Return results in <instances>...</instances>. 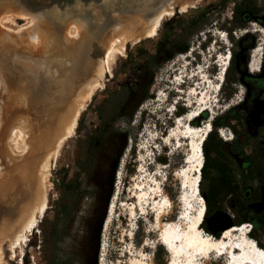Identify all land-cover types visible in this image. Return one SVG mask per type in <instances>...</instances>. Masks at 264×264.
<instances>
[{
    "label": "rangeland",
    "instance_id": "rangeland-1",
    "mask_svg": "<svg viewBox=\"0 0 264 264\" xmlns=\"http://www.w3.org/2000/svg\"><path fill=\"white\" fill-rule=\"evenodd\" d=\"M218 1L226 2L225 7H232L234 3L241 0H193L191 5L197 9L188 10L192 11V14H197L203 7L213 5ZM242 4L252 7L254 13L264 14V0H244ZM0 7H4L0 8V18L6 14L26 12L10 0H0ZM9 7L11 8L9 9ZM229 9L224 11L227 16L231 14ZM177 16L180 19L178 22L175 20V24L179 25L173 30L175 41L183 29L181 25L186 23V13ZM174 17L176 15L173 14L171 18L165 17L164 19L174 20ZM164 19L154 38H140L137 43L128 42L125 44L124 54L117 56L111 63V75L105 78L106 82L103 83L102 89L94 93L80 113L73 137L63 143L50 173L47 210L34 229L32 237H29L31 242L25 249L26 252H29L25 256L28 263L131 264V259L136 257L143 260L144 264L167 263V254L164 248L159 246L156 238L155 221L159 213L165 212L168 220H174L178 218V213L182 214L184 211L182 205H179L181 202L179 193L183 192L180 188L181 178L179 177L177 180L174 173L185 166L183 159L187 152L182 149L185 147L184 140L182 148L177 150L175 145L177 143L168 145L163 136L171 133L169 129L174 125V117L178 116L180 111L185 115L194 107L195 110L200 108V105H193L195 100L190 101L189 105L188 97L183 98L184 94L187 96L195 89L192 88V86H197L195 81L199 78L202 79L203 75L196 77L197 74L204 70V76L216 83L214 77L218 76L221 64L219 61H214V52L210 48H207L208 52L206 49L201 53L199 51L200 44L209 39V35H216L214 32L218 35L221 33L227 35V32L225 30L217 31V24H213L214 21H211L207 27L200 29L197 35L189 39L187 51L194 49L195 52L191 56L195 58L193 62L192 59L180 57L179 54L175 55L172 60L165 61L164 55L158 54V47L163 45V37L170 30V27L164 26ZM38 20L41 24L50 26L47 20L41 17ZM74 22H77L76 18L64 25L62 28L64 36H66V30ZM24 25L25 21L16 20L14 26L7 24L6 28L0 26V31L16 36L18 35L15 34L17 29ZM250 26L264 32V28L254 23ZM207 30H210L209 33ZM244 31L235 30L234 34L239 36ZM254 34L260 38L259 42H264L263 34L258 32ZM52 35L48 32L44 34L43 39L52 41ZM54 35L58 38L59 34ZM211 37L216 41V44L219 43L220 40H217V37L213 35ZM228 38L231 42V36L228 35ZM59 40V49L61 50L58 51V47H55L54 55L58 58H65L64 49L68 48V43L66 44L64 39L60 38ZM68 40L70 41L69 38ZM72 41L76 42L77 39ZM72 45L71 43L70 46ZM164 49L166 48L163 47ZM80 51L77 49L74 55L77 56L81 53ZM24 61L22 55L8 58L6 67H1L4 79L10 76L11 72L22 73ZM218 63L219 66H217ZM43 71H45V67L39 66L35 73L40 72L43 76ZM35 73L26 75L23 71L25 80L32 82L31 86L37 80L34 76ZM92 73L90 70V74ZM149 77H152V84L147 93L149 98L135 108L140 94L136 92L130 95L129 91L135 90L132 84L138 81L143 86ZM225 77L224 74L223 78ZM43 81L42 84L48 83L47 78ZM206 86L208 87L209 84ZM2 87L3 84L0 81V104L7 109L10 101L7 99L9 94L3 92ZM17 87L16 91L22 92L19 85ZM219 87V91L215 93L216 90H214L212 95V106L215 105L213 119L233 107L231 104L235 101L233 98H228L229 88H226L224 80L221 81ZM178 89L182 94L177 92ZM7 90L13 92L15 89L7 86ZM15 92L10 94H17ZM215 101L216 103H214ZM172 103L175 104L172 105ZM172 107L175 109L173 113L166 112ZM204 122L199 121V126ZM215 133L219 139L218 133ZM124 136L127 138L126 146L118 160L112 181L111 196L107 201L111 171L123 145ZM211 157L214 159V154ZM4 169L0 173L3 174ZM5 170L3 176L7 172ZM117 175L120 180H117ZM137 184H141L140 188L145 189L146 197L143 200V206L137 207L138 212L131 220L129 205L137 203L131 199V191ZM213 188L214 170L208 169L206 177L202 181L199 178L200 196L205 206L207 204L205 196L209 192L212 193ZM159 196H163L162 200ZM154 197H159L156 203L160 201L161 204L158 207L152 203ZM114 198L116 199L114 200ZM113 200V215L109 226L105 228L108 206ZM209 206L210 211L215 210L216 205L210 204ZM220 209L229 214L225 204L221 203ZM103 215L105 220L98 232L99 222ZM203 231L212 236L211 233ZM221 233L219 232L213 237H218ZM258 243L264 247V244L259 240ZM0 248L5 255V264H17L21 261V257L18 255L15 261L8 260L6 241L0 243Z\"/></svg>",
    "mask_w": 264,
    "mask_h": 264
},
{
    "label": "bare ground",
    "instance_id": "bare-ground-1",
    "mask_svg": "<svg viewBox=\"0 0 264 264\" xmlns=\"http://www.w3.org/2000/svg\"><path fill=\"white\" fill-rule=\"evenodd\" d=\"M192 1L164 0L163 3H158L161 7H151L152 0H132L133 4L128 6H123L121 2L109 12L97 10L89 18L83 16L76 18L77 22L66 30V36L59 27L52 26L51 23L50 26L41 24L38 20L39 16L28 12L6 14L0 18L2 28H6V24L14 26L16 20L25 21V25L15 32L18 34L16 36L0 31V81L3 84L1 90L8 92L7 99L11 101L7 109L0 104V171L6 169L8 165V168L4 169L7 171L6 174L3 176L4 170L3 174L0 173V241H6L9 261H15L18 255L21 261L17 264H31L25 257L26 253H29L25 249L31 242L29 237H32L34 229L48 207V184L53 162L63 143L73 137L80 113L94 93L102 89L103 83L106 82L105 78L111 75V63L117 56L124 54L126 43H137L140 38H154L165 17L171 18L175 8L179 12H185ZM48 32L53 34L52 41L43 39L44 34ZM257 32L264 35L263 31H253V33ZM57 33L58 38L54 35ZM214 33L216 34H212L214 37L224 40L216 32ZM60 38L68 43V48L64 49L65 58L54 55L55 47H58V51L61 50ZM76 39V42L72 41ZM214 45L215 43L212 42L209 47L213 52ZM260 47L253 51L248 66L253 72L260 66ZM77 49H80L81 53L75 56ZM18 55H22L25 59L23 71L26 75L35 73L39 66L45 67L43 76L40 72L35 73L37 79L33 84L35 87L31 86V81L25 80L23 71L11 72L10 76L4 79L1 67H6L8 58ZM188 57L190 56H184L187 59ZM215 60L222 65L219 66V63L217 65L219 73L214 79L216 83L204 76L203 70L196 76L203 75L202 79L195 81L197 86H192L195 89L187 96L183 95V98L188 97L189 105L190 101L195 100L193 105H200V108L208 107L207 110L196 111L206 113L210 108L213 117L215 105L212 106V95L214 90L215 93L219 91V85L224 80L220 71L224 68L226 70L229 64L228 55L223 58L216 56ZM46 78L48 83L42 84ZM18 85L22 90L20 93L16 91ZM7 86L15 90L8 91ZM14 92L17 94H10ZM177 92L182 94L179 89ZM187 115H190V112ZM195 116L196 113L177 117L179 119L173 121L174 125L169 129L171 133L163 136L168 145L177 143L178 146L175 144L177 150L182 148L184 140L185 147L182 149L187 152L183 159L185 166L174 173L177 180L181 178V186L184 188L180 186L183 192L179 193L181 200L179 205H182L184 211L182 214L178 213V218L174 220H168L165 212L159 213L155 221L156 238L168 257L166 264H264V249L256 247L254 240L247 239L248 233L244 228L231 227L222 231L216 239L203 230L202 232L200 229L196 230L199 222L203 223L206 211L205 203L200 196L199 178L204 162L202 145L210 132L208 128L201 126L196 127L197 130L186 127V123ZM211 121L212 119L209 122ZM200 146L202 156L199 154ZM117 180H120L119 176ZM140 185H134L131 191V199L137 201L129 205L131 220L138 212L137 207L143 206L146 197L145 189H141ZM159 197L162 200L163 196ZM159 197H154L152 200L157 207L161 204L160 201L156 203ZM114 200L108 206L105 228L109 226L113 215ZM185 213L187 216L179 217ZM177 239H182L183 242L176 243ZM233 249V254H241L242 260L228 263V255L230 256ZM217 253L221 256H216ZM4 258V252L0 248V264H5ZM131 261V264H144V261L137 257Z\"/></svg>",
    "mask_w": 264,
    "mask_h": 264
},
{
    "label": "flooded vegetation",
    "instance_id": "flooded-vegetation-1",
    "mask_svg": "<svg viewBox=\"0 0 264 264\" xmlns=\"http://www.w3.org/2000/svg\"><path fill=\"white\" fill-rule=\"evenodd\" d=\"M243 1L234 3L232 7H225L226 2L218 1L203 7L197 14L189 11L197 9L190 5L183 12L186 13V23L181 25L183 29L180 36L175 38L176 41L173 30L179 25L175 24V20L179 21L177 15L182 12L175 8L174 20H165L164 26L170 27V30L163 37V45L158 47V54L166 58L170 52H179L184 47L188 49L189 39L211 21L217 24V31L227 32V40L220 39L216 44L212 35H209V39L200 44L199 49L202 53L213 42L216 44L214 57L229 55L224 81L226 88H229L228 98L235 100L230 115L221 119L216 128L221 143L214 154V188L212 193L205 196L208 205L214 204L216 207L207 215L204 230L210 233L207 227L210 218L220 212L227 214L234 226L252 225L249 236L264 244V42H259L260 38L253 33L256 29L250 26L254 23L264 28V14L254 13L252 7L242 4ZM154 2L163 3L164 0ZM227 8L231 12L228 16L224 14ZM235 30L245 31L236 36ZM228 35L232 38L231 42ZM258 46H261L260 66L253 72L248 66ZM163 47L166 49L163 50ZM132 85L135 89L140 82L135 81ZM220 116L223 117L224 113ZM221 203L227 206L229 214L220 209Z\"/></svg>",
    "mask_w": 264,
    "mask_h": 264
},
{
    "label": "water",
    "instance_id": "water-1",
    "mask_svg": "<svg viewBox=\"0 0 264 264\" xmlns=\"http://www.w3.org/2000/svg\"><path fill=\"white\" fill-rule=\"evenodd\" d=\"M18 8L39 18L47 20L55 27L62 29L64 25L74 19L83 17H90L94 11L103 10L109 12L117 4L121 3L123 6L133 4L132 0H10ZM124 2V3H123ZM137 3V2H136ZM160 5V4H159ZM158 3L155 4L152 0L151 7H161ZM111 24V22H110ZM220 223L218 227L216 224ZM234 227L232 220L227 214L216 212L212 215L209 221L208 231L215 236L219 232Z\"/></svg>",
    "mask_w": 264,
    "mask_h": 264
},
{
    "label": "trees",
    "instance_id": "trees-1",
    "mask_svg": "<svg viewBox=\"0 0 264 264\" xmlns=\"http://www.w3.org/2000/svg\"><path fill=\"white\" fill-rule=\"evenodd\" d=\"M186 52H187V47H184L179 52H173V53L169 54L164 60L165 61H170V60H172L174 58L175 55H178V54L179 55H183ZM151 84H152V77H149L147 82L143 86L139 85L137 88H135V90L132 89L131 91H129L130 95H132V94H134L136 92H138L140 94L135 108L138 105L142 104L144 101H146L149 98L147 93H148V90H149ZM232 109H233L232 107L229 108L227 111H225L223 117L222 116L216 117V118L212 119V121L210 123L211 127H212V131L207 135V137H206V139H205V141L203 142V145H202V153H203V157H204V162H203V167L201 169V181L206 177V172H207L208 169H213L214 170V168H215L214 159H212L211 155L215 154V152L217 151V149L219 147V144L221 143V141L217 138V135L215 133L216 132V128L219 126V123H220L221 119H223L225 117L227 118L230 115ZM182 114L183 113L180 111L178 113V116H181ZM207 119H208V116L205 113L202 116L200 121H206ZM195 125L199 126L198 121L195 122ZM221 126H223V124H221ZM126 141H127V138H126V136H124L123 145H122L121 150H120V152H119V154H118V156L116 158L115 166H114L113 170L111 171L110 191H109V194H108V197H107V201H108V198H110V196H111L112 181L114 179V174H115V170H116V167H117L118 160H119V158L121 156V153L123 152V150H124V148L126 146ZM106 206H107V203L105 204V208H106ZM209 212H210V206L207 203L206 204V211H205V215H204V220H203V223H202V226H201V228L203 230H204L205 220H206V217L209 214ZM104 220H105V218H104V215H103V217L101 218V220L99 222L98 232L101 229ZM235 226H239V225H235ZM257 246L260 247V248H264L262 245H257Z\"/></svg>",
    "mask_w": 264,
    "mask_h": 264
},
{
    "label": "built area",
    "instance_id": "built-area-1",
    "mask_svg": "<svg viewBox=\"0 0 264 264\" xmlns=\"http://www.w3.org/2000/svg\"><path fill=\"white\" fill-rule=\"evenodd\" d=\"M220 36H221V38L223 37L224 39H226V35H225V33H221L220 34ZM190 53H191V50L189 49L185 54H183V55H181L180 57H183L184 58V56H186V55H190ZM229 62V55H228V61H227V63ZM224 73H225V70H223L222 71V74H223V76H224ZM233 106L235 105L234 103L232 104ZM202 205H204V204H202ZM240 228H244L246 231H247V233L250 235L251 234V231H252V225H250V224H242V225H240L239 226ZM252 239V238H251ZM254 239H252V241H253ZM255 241V240H254ZM256 245H258V242H254ZM262 249H264V248H262Z\"/></svg>",
    "mask_w": 264,
    "mask_h": 264
},
{
    "label": "clouds",
    "instance_id": "clouds-1",
    "mask_svg": "<svg viewBox=\"0 0 264 264\" xmlns=\"http://www.w3.org/2000/svg\"><path fill=\"white\" fill-rule=\"evenodd\" d=\"M217 40H219L218 37H217ZM193 52H195L194 49L191 51V53H190V55H189L190 57H188V58L192 59V62L195 60V58L191 57ZM197 52H198V51H197ZM186 56H188V55H186ZM212 117H213V116H210L208 120L210 121V119H211ZM212 119H213V118H212Z\"/></svg>",
    "mask_w": 264,
    "mask_h": 264
}]
</instances>
